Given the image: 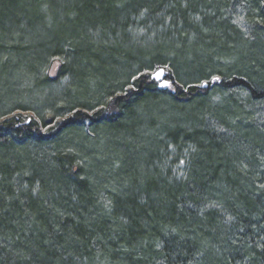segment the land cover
<instances>
[{"label":"trees","instance_id":"obj_1","mask_svg":"<svg viewBox=\"0 0 264 264\" xmlns=\"http://www.w3.org/2000/svg\"><path fill=\"white\" fill-rule=\"evenodd\" d=\"M78 1L97 23L77 37L61 34L58 41L74 46L66 50L81 51L77 42L109 55L112 50L117 70L132 68L131 75L149 67L131 62L136 54L146 51L154 63L170 56L166 63L175 91H158L147 75H139L125 95L111 96L110 106L120 109V116L100 128L93 120L92 131L83 133L72 125L81 118L77 113L56 124L64 134L51 150L44 144L61 131L53 135L51 130L45 138L33 122L0 123V264H264V0H145L130 13L122 10L123 0ZM71 14L67 22L76 27L81 10L77 6ZM235 15L250 28L245 40L232 23ZM10 20L0 24V38ZM56 31H49L46 42H30L29 34L22 42H0L10 46L9 59L0 63V100L4 92L16 93L2 109L39 101L62 100L69 109L77 105L73 74L61 85L42 83L38 72L30 71V60L16 52L40 44L51 54L63 50L52 43ZM131 36L141 42H131ZM201 37L209 48L191 49L181 59L184 39L189 46ZM153 38L159 40L148 42ZM172 41L179 44L163 51ZM198 57L206 63L202 71L195 69ZM79 59L71 55L73 65ZM225 63L232 72L215 78L216 89L202 91L191 83L218 73ZM5 74L12 75L7 86ZM126 78L115 81L114 89ZM88 79L96 86L87 88L83 101L92 98L97 104L103 83L92 74ZM160 101L199 110L193 121L173 125L147 105ZM148 115L155 121L151 132L137 127L134 137L113 141L107 136L95 146L98 129L114 134L119 124L132 127V117ZM109 141L120 145L118 152ZM87 147L98 154L86 155ZM139 153L147 159L146 172L133 177L126 171ZM94 160L100 165L88 167ZM75 162L79 167L72 168Z\"/></svg>","mask_w":264,"mask_h":264},{"label":"rangeland","instance_id":"obj_2","mask_svg":"<svg viewBox=\"0 0 264 264\" xmlns=\"http://www.w3.org/2000/svg\"><path fill=\"white\" fill-rule=\"evenodd\" d=\"M62 0H1V7H2V13L0 15V24H4L7 20V18H10L11 20V28H5L2 32V37L0 38V42H22L29 34V41L30 42H46L48 38H51V32L50 30H56L53 35V41L52 43H55L56 49L59 51V47L62 45L63 50H60L59 52H56L54 54H51L49 51L50 48H45L44 44L36 46H26V47H20L16 50L17 53H24V59L30 60V71L31 72H38V74L41 76L42 83H46L48 85H61L64 84L68 79H70L71 75H74V81L73 86L78 88V93L75 94V101H77V105L72 107L71 109L68 108V106L64 105V102L60 100L61 102L58 103H52V105H43L39 102L37 103H30V102H24L17 105H13L15 107H6L5 109H2L3 107L7 106L8 104H5L6 101H11V97L16 96V93L14 91H8L7 93L4 92V98L1 97L0 100V123L6 121L7 119H12L19 122H26L30 123L33 122L34 128H38L42 134L51 135V130L54 134H56L58 131V125L68 119V118H74L77 113H80V119H83L82 122H78L80 119H77L76 122H72L73 127L75 128L76 132H83L88 133L92 130L90 129V126L88 125L93 120H99L101 123L97 124L95 128H100L103 124V121L108 120L110 117L113 119L120 116V109L117 110L115 108H112L110 106V102L112 100L111 96H123L125 93L133 87V82L136 80V78L139 75H147L149 78L153 74H155L158 70L164 71V78L159 81L157 84H162L164 86V91H175V88L173 85V81L169 78V73H172V69L170 68V64L166 63L168 62L167 59H171L170 56L165 57H157L160 60H165L166 62H159L154 63L151 60H149L145 55H147L146 51L141 52L140 54H136V57L130 58V61L133 62L135 65L138 63L143 65L149 64V67H143L141 70L137 71L134 74H129V71H132L133 69H126V72H121L117 70L116 66V59L117 57H114V53L111 50L112 55L108 54L104 48H96L95 46L86 42L81 43V45L77 42V45L82 48L81 51H69L66 50L69 47L72 46L71 43L69 45L66 42H60L61 34L64 36L67 34L70 37H77L82 31H85L87 28L96 25L97 19L92 15V12L88 10L85 5L77 4L78 0H72L73 2L70 3L71 0H64L65 6H62L61 4ZM105 3L108 5L111 2H114V0H104ZM145 0H123L122 1V10L126 13H130V11L134 10L138 5L145 3ZM78 6V9L81 10L82 20L79 22L80 24L76 27L72 26L74 22H71L68 24L67 20L72 19L71 17L74 16L71 14V11H73L74 8ZM122 11V12H123ZM105 18L110 19L112 18L111 15H108L110 10L104 11ZM238 16L240 15V11L237 12ZM122 14V13H121ZM54 15V16H53ZM233 17V16H232ZM107 19L108 22H110ZM114 19H117L116 17ZM141 19V18H140ZM232 23L234 24V21H236V24L238 25L237 34L241 36L243 40L248 38L250 28L244 23L243 18L240 20L237 19V16H234V19H232ZM22 22H25L27 24L24 29H20L21 31H18L20 28L19 26L22 24ZM70 25V26H68ZM19 32V36L24 38H18L16 36V32ZM12 35V36H10ZM237 35V36H238ZM135 36L130 37L131 42H141V39L134 38ZM144 37H150V35H145ZM203 37L197 39L195 44L186 46L187 43H190L189 38L184 39V46L181 51H179L181 55V59L186 57L187 53L191 51V49L197 51H205L209 47L205 43V39H202ZM58 39H60L58 41ZM159 39L153 38L149 39L148 42H155ZM180 41V40H179ZM242 41V40H241ZM240 39L236 38L235 42L240 44ZM243 42V41H242ZM254 42H256L254 40ZM51 43V42H50ZM192 43V42H191ZM253 43V42H251ZM64 44V45H63ZM179 44V42L172 41V44L169 45L166 49H163V51L167 50H173V47L175 45ZM142 46V45H141ZM148 48L147 45H143ZM85 47V49H84ZM37 48H40L41 50L39 52H35ZM10 50L9 47H5V45L0 46V63H6L9 59V55L7 51ZM169 51V52H170ZM231 51V50H230ZM15 52V54H17ZM71 55L79 56V61L75 62L73 65V61H71ZM31 56V57H30ZM47 57V58H46ZM153 60V59H152ZM197 60L198 66L195 67L197 71H202L206 63L202 59V57H198ZM153 63V64H151ZM119 64V63H118ZM151 64V65H150ZM137 66V65H136ZM228 64H222L221 67L219 65V69L217 70L218 73L211 74L209 77L200 78L199 80L193 81L191 83H197L198 85H203L204 83H211L213 79L216 77H219L222 79L224 76L230 75L232 72L228 69ZM76 67V68H75ZM38 68V69H37ZM226 68V69H225ZM18 68H15L14 71H17ZM195 70V72H197ZM90 74H92L94 77L99 79L103 83L101 89H102V95H100L101 101L97 104H94L95 101L90 98L89 101L85 100L83 101V97L86 95L87 88L91 87L94 89L96 86V83L90 82L91 79H88L90 77ZM221 76H220V75ZM129 75V76H128ZM173 75V73H172ZM6 80H4L3 86H7L10 84V80L12 79V75L5 74ZM127 77V78H126ZM68 78V79H67ZM127 79V82H124L123 84L117 88L114 89L115 81H120V79ZM9 79V80H8ZM9 81V82H8ZM176 81V80H175ZM178 82V81H176ZM179 83V82H178ZM171 85L170 87L168 85ZM88 85V87H87ZM196 85V84H194ZM109 87V91L106 92V88ZM172 92V93H173ZM71 96V95H69ZM67 97V96H66ZM71 98H74V96H71ZM127 102V101H125ZM148 107H151L153 109V112H155V115L160 116H166L168 117V120L171 121V124H186L190 121H193L196 117V113L199 110L197 108H186V107H176L173 105H169L168 101H160L158 104L154 103H148ZM11 108V109H10ZM5 110V111H4ZM92 110V111H91ZM99 111L101 112L99 116L93 115V111ZM51 114H56L52 116ZM64 116V117H63ZM89 116V117H86ZM97 116V117H95ZM147 118V119H146ZM146 118H140V117H132L130 120L133 121L131 123L132 127H127L126 125L117 126V132L114 134L109 133L106 130L98 129V135L95 136V138L98 139L97 142H95V146H99L102 144V142L107 138V136H112L113 141L114 139H118L121 137L123 140H127L131 137L135 136L134 131H136L137 127H142L144 131H152V128L154 127L155 121L154 119L149 117V115ZM116 121V120H115ZM113 121V123H115ZM136 124H135V123ZM54 123V124H52ZM118 124V123H117ZM138 125V126H137ZM136 126V128L133 130V128ZM58 130V131H57ZM32 131V130H31ZM64 134L63 131H61V134L57 136V138L51 140L48 144L49 149H52V145L57 143L60 140L61 135ZM118 137V138H117ZM31 138V137H30ZM109 141L107 143V146L113 150L114 152L119 151L120 145H118L116 142ZM70 144V143H69ZM72 144V142H71ZM94 144H92L93 146ZM114 145V147H113ZM115 148V149H114ZM90 149V148H89ZM88 147L86 148L87 153L86 155H96L98 152L96 150L89 151ZM112 151V153H113ZM156 155H152L150 160H152ZM135 160V166L131 167L129 166V169L126 171L128 173L131 172V176H138V174H142L141 172H146L144 170V167L147 165V159L143 157L142 153H139L137 155V158ZM148 163H150L148 159ZM92 164V165H91ZM88 165V167L92 168L93 166H99L100 164L97 163L96 160L93 161ZM98 164V165H97ZM77 166L79 167L78 163L75 162L73 167ZM128 168V167H127ZM83 173V170L82 172ZM81 179V177H80ZM82 180V179H81Z\"/></svg>","mask_w":264,"mask_h":264},{"label":"bare ground","instance_id":"obj_3","mask_svg":"<svg viewBox=\"0 0 264 264\" xmlns=\"http://www.w3.org/2000/svg\"><path fill=\"white\" fill-rule=\"evenodd\" d=\"M150 80L155 84V88L158 90V91H164V86L162 84L158 85L157 83L159 81H156L155 79H153L152 77L150 78ZM220 84V81L217 80L215 81V79H213L211 81V83L207 84V83H204L203 85H198V88L199 90H202V91H207V90H212V89H216ZM211 87V88H210ZM45 138H48L49 135L47 134H44Z\"/></svg>","mask_w":264,"mask_h":264},{"label":"snow or ice","instance_id":"obj_4","mask_svg":"<svg viewBox=\"0 0 264 264\" xmlns=\"http://www.w3.org/2000/svg\"><path fill=\"white\" fill-rule=\"evenodd\" d=\"M162 74H163V70H158L156 75H155V78L157 80H159L161 78ZM217 79H219V77H217ZM168 86L170 87L171 85L169 84Z\"/></svg>","mask_w":264,"mask_h":264},{"label":"water","instance_id":"obj_5","mask_svg":"<svg viewBox=\"0 0 264 264\" xmlns=\"http://www.w3.org/2000/svg\"><path fill=\"white\" fill-rule=\"evenodd\" d=\"M156 73H157V72H156ZM156 73L153 74L151 77H152L153 79H155L156 81H161V80L164 78V71H163V74H162V76H161V78H160L159 80H157V79L155 78Z\"/></svg>","mask_w":264,"mask_h":264}]
</instances>
